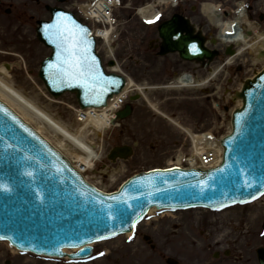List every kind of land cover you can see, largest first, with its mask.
Returning <instances> with one entry per match:
<instances>
[{"label":"water","instance_id":"obj_1","mask_svg":"<svg viewBox=\"0 0 264 264\" xmlns=\"http://www.w3.org/2000/svg\"><path fill=\"white\" fill-rule=\"evenodd\" d=\"M64 23L69 28L76 25L85 29L73 19ZM50 35L46 28L39 34L43 42L54 46V55L45 61L40 76L52 95L58 97L66 90L75 92L80 106L85 108L104 105L108 97L122 89L123 78L103 72L93 39L85 40L90 42L88 55L95 57L101 79L88 87L80 82L68 86L54 80L48 66L56 63L58 50L50 42ZM183 54L189 56L188 52ZM203 57L204 54L193 58ZM240 96L245 105L234 114L233 134L223 142L225 163L210 171L135 180L143 184L131 182L112 196L127 199L130 208L85 187L66 160L58 158L0 104V184L10 188L7 193L0 191V236L11 238L21 248L56 254L64 245L85 244L130 231L153 204L216 207L258 197L264 192V72L248 81ZM130 112L128 106L119 117ZM130 152L129 148H116L109 158L114 160L117 154L127 157ZM202 182L208 185L204 191L200 188ZM108 204L126 209L123 219L119 214L108 219Z\"/></svg>","mask_w":264,"mask_h":264},{"label":"rangeland","instance_id":"obj_2","mask_svg":"<svg viewBox=\"0 0 264 264\" xmlns=\"http://www.w3.org/2000/svg\"><path fill=\"white\" fill-rule=\"evenodd\" d=\"M146 28V25L139 19H133L123 30L117 49V59L120 69L143 86H155L154 88L157 89L145 90L146 95L150 97L151 102L160 105V111L176 122L183 120L182 113L179 114L177 111L182 110L187 105L190 106V111H195L196 105L197 109L203 110L201 112H204V116L201 117V120L204 119L203 124L206 125L207 121L205 118L208 115L205 114L209 113L207 110L209 107L208 99L210 98L202 95V99L194 100L190 104H187V100L184 99L187 103L183 102V97H190L192 95L201 96V92L192 88L170 89L164 83L165 79H172V76L177 72L179 73V71L192 70L193 65L182 64L179 68H172V58H154L155 61L151 63L148 71L147 67H143L144 64L142 65L143 69L135 63L138 58L145 54L146 48L143 47L146 46L149 40L148 37L146 39L147 35L143 32ZM47 54L48 52L43 49L42 57L47 56ZM152 58L150 57V59ZM240 59H242L241 61L247 59L248 62L241 63L240 60H237L232 67L224 69L221 66L218 67V65L211 67L212 70L218 69L219 71L214 79H218L217 84L220 89L218 101H220L222 107L227 106L230 109L236 107L235 93L241 88L246 78L252 77L264 65V60L258 61L251 51L244 52ZM246 63L248 64L246 65ZM239 65L243 67L241 72H238L237 69ZM30 68L34 69V66L32 65ZM208 72H210V68L204 69L201 73L202 79L200 80L209 79V75L207 76ZM11 75L16 85L30 97L36 99L65 123L76 127L74 108L77 107V101L73 95L66 94L58 100L51 101V97L47 93L42 81L33 75L31 76L32 79L29 78L28 73L24 72L19 62H16L15 66H13ZM198 76L201 78L199 74ZM208 87L211 88L212 86L209 84ZM136 105L137 108L132 116L121 121L120 127H116L105 134L102 146V160L97 164L96 173L93 172L90 175L91 180L95 184L108 192L118 189L123 181L135 173L151 168L166 167L168 160L178 153L183 143V135L170 121L156 114L144 100H140ZM192 116L193 118L191 119H185V122L197 124V120L200 117H194V113H192ZM181 124L190 126L183 122ZM224 132L225 129L220 128L219 136L223 135ZM93 140L98 142V144L100 143L99 137L96 139L94 137ZM135 141H138L139 144L134 150L133 157L127 162L118 161L112 163L108 160L107 155L115 145H133ZM173 141H178L177 145H174ZM186 149L184 148V150ZM160 214L146 217L145 223L143 222L144 224L138 230L140 234L132 239L122 236L107 243H96L94 245L95 251L104 255L106 254L105 256H101L99 263L166 264V258L171 256L178 258L182 263L198 264V261L193 260V257L176 250L177 247H173L174 245H183L181 243L183 240L177 239L174 241L172 239L173 236L181 234L182 237H185V240L190 243L193 242L191 245H196L200 249L204 246L208 254L218 251L220 253L219 258L216 261L213 260L218 264H259L256 251L260 246L264 245V229L262 228L264 221V199L254 205L231 210L214 212L193 210L175 212L173 216H161ZM209 224L213 225L214 232L216 225L223 226V232L228 233L229 236L222 242L217 240L216 244V234L207 228ZM144 235L151 237L155 245L154 249L145 242L143 239ZM190 243H187V245L191 246L189 245ZM0 249L6 252L10 251L4 244H0ZM117 251V256H115L114 253ZM130 251L132 253L138 252L142 255L140 256L141 258L132 256L129 262L123 261L125 255L129 254ZM224 251L229 253V259L223 255ZM200 252L198 257L200 256ZM203 255L205 254L203 253ZM18 256H15V258Z\"/></svg>","mask_w":264,"mask_h":264},{"label":"bare ground","instance_id":"obj_3","mask_svg":"<svg viewBox=\"0 0 264 264\" xmlns=\"http://www.w3.org/2000/svg\"><path fill=\"white\" fill-rule=\"evenodd\" d=\"M146 11L147 10L144 9L141 12ZM223 33L222 40L225 43L244 44V47L240 51L241 53L245 49H250V51L255 53L264 48V35L262 34L257 38L256 42L249 43L248 35H243L240 29H237L233 34H225L226 29H224ZM116 67L117 66H115L114 69H117ZM193 79L195 78L188 75H181L176 79L175 83L178 87H192L195 84ZM134 85L135 82L130 79L128 88H133ZM0 100L16 111L24 121L31 123L37 131L46 137L52 144L57 146L67 156L71 157V160L80 166L81 171H84L83 168L92 172L96 171L97 164L102 160L103 138L105 137L107 129L111 128L110 122L114 116H111V118L109 115H102L99 117L87 116L84 121L77 123V127L74 128L62 121L56 114L19 88L14 79H12L9 71L4 67L0 68ZM150 103V105L157 110L156 104L151 101ZM237 103L239 106L240 102ZM94 137L95 139L97 137L100 138L99 144L93 140ZM192 137L194 139L196 151L198 152V149H201L200 141L204 137H207V135ZM214 149L217 154L215 163H219L221 159V148L219 143L214 144ZM155 212L156 208H151L148 212V216H154ZM223 228V226L216 225L215 232L219 242L224 241L229 236L228 233L223 232ZM131 235L132 233H128L125 238ZM177 239L185 240V237L181 236ZM185 243L189 242L185 240ZM193 246L194 245L188 246L184 244L182 249L185 248L188 254L194 256L197 250ZM11 250L14 253H18V250L14 247H11ZM132 256H137L135 258H138L142 255L138 252L132 253L130 251L129 254L125 255L123 261L129 262Z\"/></svg>","mask_w":264,"mask_h":264},{"label":"flooded vegetation","instance_id":"obj_4","mask_svg":"<svg viewBox=\"0 0 264 264\" xmlns=\"http://www.w3.org/2000/svg\"><path fill=\"white\" fill-rule=\"evenodd\" d=\"M83 0H0V62L16 61L19 52L25 63L35 65L41 61L40 43L36 40V31L39 22L48 19L50 8L63 9L75 14L76 4ZM233 3L235 0H173L168 4L156 5L160 8L157 30L161 23L175 17L179 22L184 19L190 21L195 33H201L212 41L214 27L207 20L212 11L203 9L212 2ZM260 3L262 0H247ZM142 0H135V4ZM156 31V29L154 28ZM160 45V40L156 43ZM4 59V60H2ZM0 264L11 263L0 257ZM19 264V263H18Z\"/></svg>","mask_w":264,"mask_h":264},{"label":"snow or ice","instance_id":"obj_5","mask_svg":"<svg viewBox=\"0 0 264 264\" xmlns=\"http://www.w3.org/2000/svg\"><path fill=\"white\" fill-rule=\"evenodd\" d=\"M68 20H70L69 17L60 13L57 15V23L46 26V31L51 33L49 37L50 42L54 43L59 50L57 52L56 63L48 66L49 74L54 80L65 82L68 86H72L74 82H80L82 86L88 87L101 79L97 68V62L95 57H90L88 55V45L90 42L84 39L87 35V30L79 28L76 25L69 28L64 23V21ZM151 22L152 21H149V23ZM26 175L31 176L32 173H26ZM209 179L214 178L209 177ZM134 183L143 184V181ZM207 187V182H202L200 184L201 191L206 190ZM0 191L7 193L10 191V188L5 184H0ZM37 195H39V193H37ZM110 199L117 201L118 204H125L129 208L131 207L127 199H120L117 197H110ZM133 199H136V197H133ZM102 211H104V209H102ZM125 211L126 209L121 210L115 208L112 204H108L106 215L108 219H114L116 215L119 214L121 219H123ZM2 239H5V237L0 236V240ZM101 255H103V253H101Z\"/></svg>","mask_w":264,"mask_h":264}]
</instances>
